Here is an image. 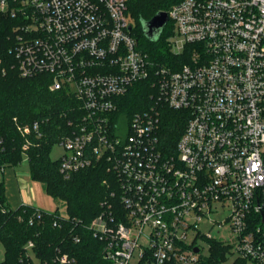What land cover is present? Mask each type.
Instances as JSON below:
<instances>
[{
  "label": "built area",
  "instance_id": "built-area-1",
  "mask_svg": "<svg viewBox=\"0 0 264 264\" xmlns=\"http://www.w3.org/2000/svg\"><path fill=\"white\" fill-rule=\"evenodd\" d=\"M128 12V0H0L19 75L47 76L51 92L76 102L57 142L60 173L70 179L102 163L115 180L89 223L65 206L27 205L35 211L28 225L49 215L55 229L70 227L74 243L83 229L110 264H203L198 241H215L228 224L239 257L264 264V0L179 1L166 11L167 43L179 59L163 65L139 46ZM142 82L151 90L147 106L124 112V98ZM164 108L186 119L170 146ZM13 121L24 139L20 164L29 163L41 125ZM222 208L229 213L215 223L211 214ZM204 220L217 233H201ZM34 249L30 240L19 264H79L62 247L51 260Z\"/></svg>",
  "mask_w": 264,
  "mask_h": 264
},
{
  "label": "trees",
  "instance_id": "trees-1",
  "mask_svg": "<svg viewBox=\"0 0 264 264\" xmlns=\"http://www.w3.org/2000/svg\"><path fill=\"white\" fill-rule=\"evenodd\" d=\"M179 1L128 0L129 10L137 23L134 33L139 46L160 65L179 59L172 56L170 46L164 40L173 34L172 23H167L158 41H150L143 31L142 20L150 21L158 12L169 11ZM10 26V20L0 18V138L4 140L0 146V166H17L23 160L24 139L13 119L16 117L22 125L39 123L44 135L27 152L31 179L43 182L48 196L61 202L71 218L87 224L101 213V202L113 189L104 183L105 180L111 181L112 186L115 180L102 163L64 179L59 160L52 161L50 151L63 135L69 133L67 122L75 114L73 107L76 102L63 92H51L47 76L22 78L19 75L14 57L9 53ZM150 94L146 82L138 83L124 98L123 111L133 113L145 108ZM180 114L169 108L163 109L162 138L168 146L174 145L183 133L186 119L182 120ZM34 212L32 206L22 205L14 210L7 207L5 183L0 181V245H3L5 255L0 264H19L25 258L24 248L30 240L35 242V253L48 260L55 256L56 248L62 247L74 254L79 264H110L103 258L101 243L89 232L80 229L82 241L74 243L68 238L70 227L55 229L49 215L42 224L28 225L27 221ZM221 258V255L213 257L208 264H218ZM237 264L246 263L241 261Z\"/></svg>",
  "mask_w": 264,
  "mask_h": 264
},
{
  "label": "rangeland",
  "instance_id": "rangeland-1",
  "mask_svg": "<svg viewBox=\"0 0 264 264\" xmlns=\"http://www.w3.org/2000/svg\"><path fill=\"white\" fill-rule=\"evenodd\" d=\"M129 21L136 27V21L132 17L129 10ZM165 41L167 38L164 39ZM51 159L52 161H57L63 154L62 148L58 143H55L51 148ZM65 179V178H64ZM0 181L5 183V195L7 197V207L10 209L18 208L22 205H26L29 202L33 206L46 211H55L59 208L64 211V205L59 201H54L50 196H48L46 187L44 183L36 182L31 179L29 163L19 164L17 166H5V171H0ZM107 186L112 189L114 186L111 185V181L105 180ZM229 213V208H222L220 211L211 214L212 220L216 223L221 220L226 219ZM218 225L204 220L200 226L201 233H206V231L213 230L217 233ZM199 246L202 248V253L200 255L203 264H208L209 260L213 257L222 258L219 260L218 264H237L238 262H245L242 260L236 252V240L234 239L233 231L230 230L229 225H225L224 228L218 233L217 239L213 242L198 241ZM4 247L0 245V260L4 256ZM248 264L247 262H245Z\"/></svg>",
  "mask_w": 264,
  "mask_h": 264
},
{
  "label": "water",
  "instance_id": "water-1",
  "mask_svg": "<svg viewBox=\"0 0 264 264\" xmlns=\"http://www.w3.org/2000/svg\"><path fill=\"white\" fill-rule=\"evenodd\" d=\"M170 17L168 13L158 12L156 15L150 19V21L142 20L143 31L146 34L147 38L150 41H158L163 34V30L167 23L169 22ZM198 252L199 249H196Z\"/></svg>",
  "mask_w": 264,
  "mask_h": 264
},
{
  "label": "crops",
  "instance_id": "crops-1",
  "mask_svg": "<svg viewBox=\"0 0 264 264\" xmlns=\"http://www.w3.org/2000/svg\"><path fill=\"white\" fill-rule=\"evenodd\" d=\"M27 205H32V203L29 202L28 204H26V206H27ZM3 252H4V251H3ZM4 257H5V255H4L3 258L0 260V262L4 259Z\"/></svg>",
  "mask_w": 264,
  "mask_h": 264
}]
</instances>
